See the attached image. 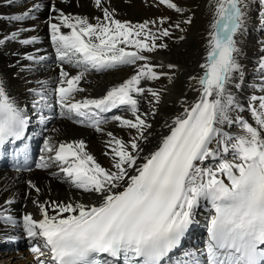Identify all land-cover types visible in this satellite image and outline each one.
Returning a JSON list of instances; mask_svg holds the SVG:
<instances>
[{"label":"snow or ice","instance_id":"obj_1","mask_svg":"<svg viewBox=\"0 0 264 264\" xmlns=\"http://www.w3.org/2000/svg\"><path fill=\"white\" fill-rule=\"evenodd\" d=\"M157 3L174 11L177 20L121 21L105 0H93L103 18L92 23L88 17L66 14L51 5L54 15L47 27L59 77L52 89L39 81V88L29 90L34 97L32 109L39 115L58 106L61 118L106 134L104 155L110 156L111 167H103L82 140L44 139L41 151L45 155L35 167H56V178L93 201L33 199L41 218L25 213L20 222L0 206V242L11 239L8 231L19 227L29 241L34 264H167L171 254L182 250L199 223L201 210L206 213L204 248L184 251L177 264H264V95L250 97V122L239 114L244 108L230 91L234 78L242 79L238 37L247 30L252 5L257 4L264 17V0H209L213 19L206 62L199 65L203 75L190 77L198 82L199 98L187 107L182 104L183 111L170 124L165 122L168 132L156 149L142 155V144L152 134L150 118L158 115L162 100L160 89L144 83L163 76L169 82L173 79L157 72L163 66L153 65L146 53L166 48L158 41L170 37L173 28L183 32L182 25L193 23V16H185L189 10L178 0ZM20 6L24 7L23 0ZM39 8L33 4L19 14L0 17L20 25L0 36V47L7 42L35 45L36 36L22 37L29 31L25 22L35 19L32 12ZM129 47L134 50H126ZM24 59L39 63L45 56L26 55ZM123 66H135L134 74L100 98L76 99L85 91L80 85L88 74ZM260 69L264 71V60ZM142 101L149 106L146 112L141 111ZM113 109H123L133 117H111L119 127L134 130L128 141L111 131L105 133L102 127L107 123L102 114ZM50 118L39 115L38 122L46 124ZM30 124L26 107L9 93L0 76V148L20 142L23 146L16 153L25 164L28 145L24 139ZM231 126L238 132L225 130ZM28 186L37 194L41 191L31 181ZM12 203L6 200L4 205Z\"/></svg>","mask_w":264,"mask_h":264},{"label":"bare ground","instance_id":"obj_2","mask_svg":"<svg viewBox=\"0 0 264 264\" xmlns=\"http://www.w3.org/2000/svg\"><path fill=\"white\" fill-rule=\"evenodd\" d=\"M19 1L22 2V0ZM108 1L119 12H115V14L116 18L121 21L140 23L145 20H157L160 17H169L173 22L177 20V14L159 5L157 0ZM23 2L26 3L25 0ZM178 2L182 7L189 10L185 13V16L192 15L193 23L191 25H182L185 29L183 32L173 28L170 37H165L161 41H158V43L167 45L164 50L158 48L153 53H146V55L150 56L153 65L163 66L157 67V72L167 73L173 79L169 82L167 76H163L158 81L144 83L145 87L160 89L162 92V100L158 115L150 118V122L153 124L152 134L149 137V142L142 144L144 148L142 155H147L151 151H154L159 144L160 137L167 134L168 129L164 127L165 122L170 124L172 119L183 111V107L191 105L199 98V92L197 91L199 88L198 82L197 80L190 79V77L203 75V70L199 65L206 62L208 34L210 32L209 26L213 19L212 9L209 5V0H178ZM29 6L27 5L25 9L29 8ZM11 7L10 0H0V8L10 9ZM56 7L66 14L88 17L92 23L97 22L96 18H103L100 9H96L94 5L89 6L83 0H79V3L71 1L65 7L58 4ZM106 7L112 9L108 5ZM259 11L260 8L257 4L250 7L247 30L242 36L238 37L240 41L239 47L241 49L238 62L242 66V79L238 75L234 78L232 85H230V91L244 108V111L239 114L243 115L245 119L250 117L247 111V105L253 90L256 96L264 95V75H257V69L260 68L261 60H264V23L261 22L263 17H261ZM17 27L19 26L14 25L11 21H1L0 36L15 31ZM181 36L184 37L183 40L179 39ZM127 50L134 49L129 47ZM25 54L19 50L17 42H7L5 46L0 47V76L5 79L9 93L21 105L29 101L28 91L31 88L30 82L32 80L31 72L23 59ZM169 64L175 65V67L169 69L167 67ZM134 71L135 66H123L110 72H92L87 75L85 80L81 81L80 86L85 91L77 94L76 99H83L85 97L100 98L109 88L129 78L134 74ZM13 76L15 79H13ZM237 83L241 85L239 89L235 87ZM148 109L147 102L142 101L141 111L146 112ZM236 114L233 113L232 115L235 116ZM102 115L107 120V123L102 125L105 133L111 131L115 136L125 141H128L131 135L134 134V130L130 131L126 128H121L118 126V122L111 119L114 115L133 119L129 112L123 109H113L111 112ZM63 120L52 123L48 137H51L55 142L82 140L86 145V150L103 167L110 168L111 158L110 156L104 155L105 151H108L105 147V142L109 137L106 134L97 133L84 125L76 124L66 119ZM66 122L73 123V125L67 124ZM54 129L56 131H53ZM225 130L233 134L238 132L235 126L226 127ZM40 157L41 155H37L35 164L39 161ZM57 172L58 169L56 167L49 169L36 168L35 172H31L25 176L27 183L25 180L16 179L15 175L17 174L15 173L0 172V206H5L8 211L9 205H4V202L15 196L12 200L11 212L9 213L14 217L16 216L15 218L20 222L23 216L22 211L31 213L36 219L41 218L38 208L32 204L33 199L41 202L59 201L65 203L74 201L89 203L93 201V198L78 193L76 189L64 183L62 179L56 178L53 173ZM29 181L40 188L41 191L39 194L34 189L29 188ZM198 219L199 222L205 225L206 213L203 210H201ZM203 229H205V226H203ZM202 234L201 231L193 230L187 241L191 242L192 240L194 241L193 244H198L204 248L205 237H202ZM8 236L11 239L0 242V247H3L5 250V252L0 253V256L7 257L5 262H11L12 264V261H15L17 264H34V257L29 251V241L22 230L19 227L15 230H9ZM16 252L18 253L15 254Z\"/></svg>","mask_w":264,"mask_h":264},{"label":"rangeland","instance_id":"obj_3","mask_svg":"<svg viewBox=\"0 0 264 264\" xmlns=\"http://www.w3.org/2000/svg\"><path fill=\"white\" fill-rule=\"evenodd\" d=\"M126 3V2H125ZM96 9H98V8H96ZM154 9H155V7H154ZM260 12V11H259ZM262 17V16H261ZM262 19H264V17L262 18ZM143 22V21H142ZM167 38V37H166ZM165 48H163L162 50H164ZM257 65V64H256ZM13 79H15V77L13 76ZM26 104V103H25ZM2 248V250H0V253H3V252H5V250H4V248L3 247H1ZM18 252H16L15 254H17ZM3 260H4V262H3ZM5 260H7V257H4V256H0V264H11V262H9V263H7V261L5 262ZM17 260V259H16ZM15 261H12V264H17L16 262L14 263ZM18 264H21V263H18Z\"/></svg>","mask_w":264,"mask_h":264}]
</instances>
